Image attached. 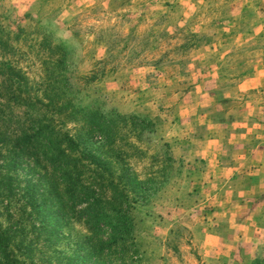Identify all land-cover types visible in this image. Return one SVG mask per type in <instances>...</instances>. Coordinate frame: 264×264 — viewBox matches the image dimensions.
Listing matches in <instances>:
<instances>
[{
    "label": "rangeland",
    "instance_id": "374dc122",
    "mask_svg": "<svg viewBox=\"0 0 264 264\" xmlns=\"http://www.w3.org/2000/svg\"><path fill=\"white\" fill-rule=\"evenodd\" d=\"M5 73L19 75L20 98L57 132L80 136L81 180L94 178L123 229L95 233L81 202L33 211L26 181L52 184L57 173L32 162L30 173L24 164L6 172L0 135V229L10 246L0 264H264V177L258 192L238 196L252 174L227 170L226 154L243 118L264 107V0H0ZM2 81L10 125L0 132L14 135L30 112ZM67 101L84 111H57ZM88 111L111 114L88 136L93 159L83 144ZM211 138L225 152L216 164Z\"/></svg>",
    "mask_w": 264,
    "mask_h": 264
},
{
    "label": "trees",
    "instance_id": "16d2710c",
    "mask_svg": "<svg viewBox=\"0 0 264 264\" xmlns=\"http://www.w3.org/2000/svg\"><path fill=\"white\" fill-rule=\"evenodd\" d=\"M0 77L3 78L2 89H4L5 95H8V99L15 104L21 103L23 107L27 108V113L30 112L29 117L25 119L26 124H18L19 122L17 121V131L14 135H9L4 130H8L10 120H8L6 117L7 115L1 109L4 104L2 102L0 103V126L4 129L0 132V135L6 136L2 137L1 141H3V143H9L8 147L5 149L7 156L3 161L6 172L11 170L10 173L12 174V169H18L24 164L27 166L28 173H30V163L32 162L33 164L36 163L35 165L44 163V166L50 168L52 174H54V172L57 173V175L52 176V184H40L39 179L35 183L26 181L24 193L28 196V204L31 206V209L37 213H46L47 210L42 207L48 205V203L61 209L66 202L70 203L72 206L77 202H81L85 204V207L82 209V214L85 216L84 220L87 223L94 224L93 228L95 233L101 232L103 234L107 231L110 233L111 231V233L119 232L120 234L123 229L122 223L115 222L114 219H111L107 211L110 204L108 202H102L100 197L96 196V187L92 186V184L98 183L92 176L87 185H84L81 180L80 176L82 174L77 165L78 155L76 156L78 146L82 143L80 136L76 135L70 138L65 134H60L56 131L55 126H51L50 122L41 118L37 110L33 109L34 104L32 98L25 100L20 98L22 95L20 85L23 86L24 83L21 82L18 74L5 73L4 75H0ZM4 84H6L7 87H4ZM23 89L25 90V85ZM45 92L47 96V90ZM51 97H55V95ZM47 99L49 100V98ZM68 102L69 101L63 102L62 105L57 107V111L71 108L70 115L78 113L77 111H84V108L75 107L72 102H70L69 105ZM92 109L96 108H90L89 110ZM110 115L111 114L108 113L102 115L92 111L82 114L83 121H87V126L89 127L88 133L84 137L83 144L85 145L88 143L87 155H89L90 159H93L89 149L92 144L88 142V136L91 134L92 130L100 134V132H98L101 131L99 125L102 122H111L108 119L111 118ZM122 117L123 116L120 118ZM33 152L38 153L32 156ZM29 157L31 159L29 160L30 162L27 163L23 160V158L28 160ZM38 159L40 164H37ZM106 176H108V173H106ZM2 180L5 184H10L11 180H13V176L5 174ZM135 182L136 181H133V183ZM60 186L61 190L58 189ZM3 191L5 194L10 193V186L4 188ZM112 243H114V240ZM104 244L109 245L110 243L106 242ZM8 255H10L8 238L4 233L2 234L0 229V261H6Z\"/></svg>",
    "mask_w": 264,
    "mask_h": 264
},
{
    "label": "crops",
    "instance_id": "0c3cea01",
    "mask_svg": "<svg viewBox=\"0 0 264 264\" xmlns=\"http://www.w3.org/2000/svg\"><path fill=\"white\" fill-rule=\"evenodd\" d=\"M258 105V104H257ZM258 113L261 116H264V107L259 105L257 106ZM262 110V111H261ZM251 116V114H249ZM258 115L253 119L243 118V122L241 123L242 130L238 131V134L235 137L234 144L230 147V150L227 154L230 167L241 168V170L249 171L247 174H252L249 178L251 183L244 184L240 189L241 193L237 194L238 196H251L254 191L258 192L257 187L260 184H263L264 174L259 177L254 178V174L259 175L261 171L264 172V117ZM209 147L211 151L207 157L214 159L210 160L215 164L218 162L217 159H220L221 156L225 155L223 150L218 149L217 140L215 138L209 139ZM248 180V177L245 180Z\"/></svg>",
    "mask_w": 264,
    "mask_h": 264
}]
</instances>
